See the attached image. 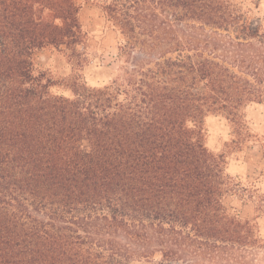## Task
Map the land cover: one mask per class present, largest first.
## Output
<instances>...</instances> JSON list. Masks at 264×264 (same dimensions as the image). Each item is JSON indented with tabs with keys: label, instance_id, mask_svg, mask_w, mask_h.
<instances>
[{
	"label": "trees",
	"instance_id": "trees-1",
	"mask_svg": "<svg viewBox=\"0 0 264 264\" xmlns=\"http://www.w3.org/2000/svg\"><path fill=\"white\" fill-rule=\"evenodd\" d=\"M86 6L118 38L103 87ZM253 104L264 25L240 0H0V264H264V195L205 146L210 116L243 145Z\"/></svg>",
	"mask_w": 264,
	"mask_h": 264
},
{
	"label": "rangeland",
	"instance_id": "rangeland-1",
	"mask_svg": "<svg viewBox=\"0 0 264 264\" xmlns=\"http://www.w3.org/2000/svg\"><path fill=\"white\" fill-rule=\"evenodd\" d=\"M240 1L245 9L251 10L253 21H262L264 25V0ZM81 20L90 34L96 53V59L83 70L82 77L87 86L103 87L117 76L118 38L105 25L101 12L93 6L84 7ZM37 61L50 69L56 79L70 73L69 66L61 57L44 53ZM65 95L69 93L65 92ZM244 114L250 137L243 145L236 143L239 136L233 124L221 116H210L205 120V146L213 154L224 156L225 173L234 183L253 188L264 195V105L253 104L246 108ZM228 203L238 208L244 218L255 217L254 205L250 200L233 195L228 198ZM257 231L264 239V218L257 220Z\"/></svg>",
	"mask_w": 264,
	"mask_h": 264
}]
</instances>
